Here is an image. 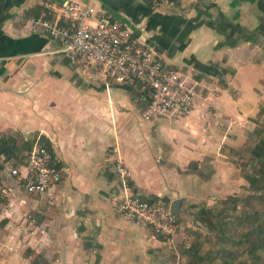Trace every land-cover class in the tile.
<instances>
[{
  "label": "crops",
  "instance_id": "0c3cea01",
  "mask_svg": "<svg viewBox=\"0 0 264 264\" xmlns=\"http://www.w3.org/2000/svg\"><path fill=\"white\" fill-rule=\"evenodd\" d=\"M68 1L89 0H52L57 8ZM94 2L167 66L192 72L202 94L183 120L145 121L139 86L105 80L84 61L71 64L55 42L32 31L30 20L46 14L43 0H0V141L17 137L18 157L40 136L61 170L55 206L38 207L41 230L19 241L33 264H164L167 243L114 211L120 189L110 161L123 160L143 198L209 205L231 173L224 153L230 129L243 134L263 98V61L252 59L263 57L261 49L240 39L241 31L258 29L261 0ZM0 181L8 207L3 224L10 226L14 210L28 207L18 204L23 194L9 192L6 171Z\"/></svg>",
  "mask_w": 264,
  "mask_h": 264
},
{
  "label": "built area",
  "instance_id": "2783aa9c",
  "mask_svg": "<svg viewBox=\"0 0 264 264\" xmlns=\"http://www.w3.org/2000/svg\"><path fill=\"white\" fill-rule=\"evenodd\" d=\"M43 8L45 15L30 20L32 31L55 42L71 64L84 61L98 67L105 80L139 86L146 101L141 113L145 121L175 122L195 110L202 87L192 72L167 66L158 54L133 37L121 19L97 7L94 0L68 1L59 8L52 0H43ZM29 143L16 158L0 152V173L6 171L11 179L9 192L16 198L25 196L18 204L28 209L14 210V215L17 236L26 243L41 230L38 207L55 206L61 183V170L51 157V146L40 136ZM115 152L112 150L110 157ZM109 166L119 182L120 195L113 204L117 216L149 230L167 244L172 242L181 217L171 214L168 205L138 195L119 156H114ZM3 186L0 192L5 195Z\"/></svg>",
  "mask_w": 264,
  "mask_h": 264
},
{
  "label": "rangeland",
  "instance_id": "374dc122",
  "mask_svg": "<svg viewBox=\"0 0 264 264\" xmlns=\"http://www.w3.org/2000/svg\"><path fill=\"white\" fill-rule=\"evenodd\" d=\"M262 55L263 57L253 55L252 59L260 65L263 61L262 68L259 69V79L262 80L259 87L264 91V54ZM93 70L98 71L97 67ZM262 96L260 104L254 106L253 116L246 117L247 120L242 125L241 130L245 132L242 134L230 129L231 140L227 144L232 145L225 146L224 153L231 173L223 176L209 205L205 204V200H195V204L185 205L191 221L182 217L179 220L178 234L166 246L164 264H264V253L257 251L259 259H255L248 253L247 247V238L249 240L254 237L251 229H256L259 225L264 228V216H258L257 219L253 215L255 211L259 214L264 212V203L257 199L260 186H251L244 179L247 174H253L259 169L252 151L264 142V93ZM137 104L139 108V102ZM17 141V137L11 138L13 144L8 145L15 146ZM18 153L14 152L12 157L16 158L15 154ZM1 196L0 194V264H33L28 258L31 252L29 247L19 241L15 223L10 226L3 224L2 215L8 207ZM203 208L208 209L205 215L199 213ZM249 214L253 216L251 223L244 220Z\"/></svg>",
  "mask_w": 264,
  "mask_h": 264
},
{
  "label": "trees",
  "instance_id": "16d2710c",
  "mask_svg": "<svg viewBox=\"0 0 264 264\" xmlns=\"http://www.w3.org/2000/svg\"><path fill=\"white\" fill-rule=\"evenodd\" d=\"M258 8L262 11V14L264 15V0H261ZM241 38L243 41L252 42L255 45H257L261 52L264 54V16L261 19V22L259 24L258 29L256 32H240ZM227 45L234 47L235 45V39L227 40ZM262 145V146H261ZM30 146L29 144H23V149L26 150ZM14 146H9L6 142L0 141V152L4 154L7 158H10L14 154ZM252 155H254V158L256 159L258 163L259 169L255 171L256 166L253 167L254 171L253 174H247L244 179L247 181V183L251 186L257 184L260 186V194L258 196V200H262L264 203V142L263 144H260L259 146H256V148L252 151ZM236 198H232V200H235ZM159 202V201H158ZM161 203V202H159ZM163 205H168V202L166 204L161 203ZM208 212V209L200 210L199 213L205 215ZM253 215L255 217L258 216H264V212L255 211L253 212ZM252 215L245 216L244 220L246 222L251 223ZM256 219V220H257ZM255 220V221H256ZM254 232V237L248 240L247 238V247H248V253L252 255L253 258L259 259V257L256 255L257 251H260L264 253V228L259 225L256 229H251Z\"/></svg>",
  "mask_w": 264,
  "mask_h": 264
},
{
  "label": "water",
  "instance_id": "95a60500",
  "mask_svg": "<svg viewBox=\"0 0 264 264\" xmlns=\"http://www.w3.org/2000/svg\"><path fill=\"white\" fill-rule=\"evenodd\" d=\"M186 204H187V201L185 198H177V199L171 201L170 204L168 205L169 206V212L173 215L180 216V217L184 218L185 220H187L188 222H190L191 216L185 209Z\"/></svg>",
  "mask_w": 264,
  "mask_h": 264
}]
</instances>
